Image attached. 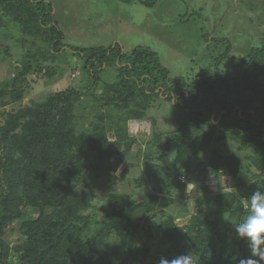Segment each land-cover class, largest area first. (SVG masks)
Masks as SVG:
<instances>
[{"label": "trees", "instance_id": "16d2710c", "mask_svg": "<svg viewBox=\"0 0 264 264\" xmlns=\"http://www.w3.org/2000/svg\"><path fill=\"white\" fill-rule=\"evenodd\" d=\"M123 1L146 7L158 2ZM0 9V25H16L22 33L20 43L29 51L15 76L0 82L3 109L24 100L28 75L46 69L51 75L55 69L46 63L65 64L60 59L65 42L51 2L0 0ZM203 36L206 41L207 35ZM72 50V57L83 60L87 75L81 87L2 112L0 264H159L161 257L181 255L190 256L194 264H253V260L264 264L236 234V226L249 211L244 200L264 191V43L236 75L204 72L183 85L170 78L159 55L146 47L129 53L118 45ZM108 68L116 71L112 81L103 78ZM73 71L74 80L81 73ZM91 89L101 108L98 123L91 121L87 130L79 131L77 104ZM163 98L173 106L177 103L183 117L179 129L166 138L150 115L153 100ZM106 116L117 121L111 127L116 128V137L109 136ZM145 120L151 122L154 138L138 152L144 160L138 183L150 184L154 192L141 201L113 192L98 207L97 185L101 179H117L120 165L140 143L129 134L128 123ZM228 135L236 140V151L220 152L215 143ZM173 145L172 166L154 162L170 153ZM245 161L250 163L246 166ZM245 171L255 182L245 178ZM209 175L219 187L221 178L230 175L233 189L212 193L206 184ZM183 176L206 196L188 224L180 227L165 211L177 203L176 196L184 197ZM184 206L180 218L188 213V204ZM140 209L145 216L137 219ZM14 225L19 226L21 240L11 246L5 236Z\"/></svg>", "mask_w": 264, "mask_h": 264}, {"label": "rangeland", "instance_id": "374dc122", "mask_svg": "<svg viewBox=\"0 0 264 264\" xmlns=\"http://www.w3.org/2000/svg\"><path fill=\"white\" fill-rule=\"evenodd\" d=\"M47 1L53 4L54 20L64 34L65 46L60 53V59L65 64L60 60L53 64L46 63L45 65H53L55 69L51 75L47 74V69L28 75L26 82H23L25 88L27 87L24 100L0 108V125L5 120L2 112L18 110L33 101L42 102L51 93L70 87L79 88L86 82L87 75L82 71L83 60L72 57V49H110L118 45L123 52L129 53L137 47H146L159 55L162 66L170 72V78L177 79L183 85L191 83V80L204 72L236 75L251 62L250 55L254 49H261L264 43V0H158L153 7H146L138 1L127 3L123 0ZM4 21L10 22L6 19ZM203 35H207L206 41ZM21 36L22 33L16 25H0V82L15 76L29 52L21 45ZM229 46L231 49L226 59L218 62V58L225 54ZM73 70L81 73L74 80ZM103 78L107 81L114 80L116 71L104 69ZM93 90L77 104L79 131L87 130L91 121L98 123L96 115L101 108L92 98ZM151 108L150 115L156 119V128L163 138L179 129L183 117L177 103L173 106L166 98L154 99ZM107 117L105 122L109 136H115L116 128L111 127H115L117 121H110ZM127 127L129 134L138 137L140 143L133 145L120 165L116 172L117 179H101L97 185L95 193L98 207L113 192H123L138 201L154 192L150 184L140 186L138 183L143 174L144 162L143 155L138 152L140 149L144 151L146 142L154 138L151 122L130 121ZM216 136L220 134L217 132ZM215 147L220 152L233 153L237 143L228 135L225 141L215 143ZM175 151L176 146L173 145L170 153L161 161L155 159L154 162L162 167L172 166ZM159 155L160 152H157L156 158ZM244 163L247 166L250 162ZM131 164L133 166H129ZM245 175L246 179L255 182L249 171H245ZM220 182L221 187L210 175L206 178V184L214 194L233 189L234 180L230 175L223 176ZM205 196L199 190L193 189L190 193L184 190V197L176 196L177 203L165 212L175 216L176 222L183 227L196 214ZM186 204L188 213L180 218ZM98 215H104V211L98 210ZM5 240L11 246L20 243L19 226H10ZM192 263L194 261L190 260L189 264Z\"/></svg>", "mask_w": 264, "mask_h": 264}, {"label": "clouds", "instance_id": "9594fccd", "mask_svg": "<svg viewBox=\"0 0 264 264\" xmlns=\"http://www.w3.org/2000/svg\"><path fill=\"white\" fill-rule=\"evenodd\" d=\"M188 179L185 176L180 178L185 183L186 189L189 184ZM190 184L194 185L191 182ZM244 204L249 211L245 218L236 226V234L248 245L254 257L264 260V191H255L249 198L244 200ZM190 260L191 257L186 255L172 258L161 257L159 264H189ZM253 264H259V262L253 260Z\"/></svg>", "mask_w": 264, "mask_h": 264}, {"label": "water", "instance_id": "95a60500", "mask_svg": "<svg viewBox=\"0 0 264 264\" xmlns=\"http://www.w3.org/2000/svg\"><path fill=\"white\" fill-rule=\"evenodd\" d=\"M193 189L198 190V188L195 187L193 184H188L186 191H187V193H190L193 191ZM143 215H144V209H140V210L136 211V213H135V216L137 219L142 218Z\"/></svg>", "mask_w": 264, "mask_h": 264}]
</instances>
